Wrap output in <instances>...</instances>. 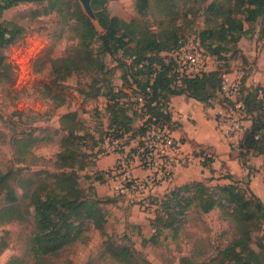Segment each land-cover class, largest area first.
<instances>
[{
	"label": "trees",
	"instance_id": "obj_1",
	"mask_svg": "<svg viewBox=\"0 0 264 264\" xmlns=\"http://www.w3.org/2000/svg\"><path fill=\"white\" fill-rule=\"evenodd\" d=\"M107 1L109 0H92L91 3L95 19L101 28L98 31L77 0H0V17L3 11L19 3L37 2L42 4V8L32 9L31 17L55 11L72 33L75 43L67 49L64 56L52 58L43 53L33 60L32 65L36 71H41V66H37L40 60L43 59V64H48V80L42 84L45 97L59 105L63 104L65 98L60 89L62 81L72 75H80L91 78L88 93L90 99L98 96L105 98L102 108L105 121L101 122V136H97L98 141L93 143V149L99 148L92 153L91 162H84L79 158L80 150L75 142L79 138L75 113L61 115L60 124L66 135L55 161L60 171L51 174V181L40 182L28 191L32 212H21L15 204L17 196L13 186L6 180V174L0 172V190L4 189L8 201L4 208L5 220L23 221L31 218L34 233L29 249L36 258L56 254L66 244L79 239L86 224L93 225L104 233L105 211L101 208L103 200L113 197L124 200L126 195L124 192L103 196L96 193L95 182L103 183L111 177L108 169H93L98 152L103 151L106 143L112 145L116 140L118 150L123 151L124 145L135 141L132 150L135 152L137 146L143 145V139L152 128L167 126L174 130L177 124L172 120L169 109L171 97L185 95L211 105L217 92L223 96L222 74L230 72L220 71L216 67L190 76L179 70L171 53L188 40L185 39V34H178L174 23L178 17L176 0H134V8L140 18L128 21L110 15L105 7ZM153 7L157 9L159 16L157 31L151 30L143 19ZM204 12L205 22L210 26L199 32L201 36L198 35V41L206 48V55L217 57L221 49L227 50V44H235L242 36L250 33L251 28L243 26L242 17L250 22L264 17V0H225V4L211 0ZM21 30V26L15 22L0 21V46L14 43ZM207 36L211 42L206 46L204 39ZM215 41L220 44L213 46ZM95 42L98 43L96 51L93 48ZM129 42L132 43L131 46H128ZM118 49H122L125 60L118 62L121 67V83L115 85L106 78L108 68L103 56L113 55ZM16 73V67L0 52V83L9 81L12 84ZM243 81L242 77L236 101L241 102L242 117L249 120L250 124L243 129L238 143V160L250 173L253 170L248 163L250 158L264 156V87H247L242 92ZM103 83L107 84L105 90ZM223 98L226 102L224 105L230 111L234 110V103L224 96ZM136 120L140 121L137 126ZM20 141L19 138L15 139L16 143ZM191 146V154L203 157L201 164L211 170L213 155L202 146ZM79 169L88 170L86 177L92 181L88 193L80 185L77 174ZM224 177L231 182L209 185L212 178L192 180L167 188L161 194H149L147 203L151 212L150 219L162 221L164 226L177 230L190 207L201 213L216 207L225 208L236 222L237 233L219 252L214 264H264V229L256 238L258 251L250 246L252 233L261 229L259 223L264 220V203L250 190L249 197H246L239 186L242 182L232 180L230 174H224ZM160 212L162 216H159ZM4 246L5 243H0V250ZM112 255L123 260L128 255V250L124 247L112 249Z\"/></svg>",
	"mask_w": 264,
	"mask_h": 264
},
{
	"label": "rangeland",
	"instance_id": "obj_2",
	"mask_svg": "<svg viewBox=\"0 0 264 264\" xmlns=\"http://www.w3.org/2000/svg\"><path fill=\"white\" fill-rule=\"evenodd\" d=\"M210 1L176 0L178 17L174 23L178 34H185V39L192 42L199 39V32L210 26L205 22L204 12ZM216 1L225 4V0ZM105 7L110 15L127 21L140 18L134 8V0H109ZM35 8L41 9L42 4L19 3L3 11L0 17V21H12L22 28L14 43L0 46V52L16 67L17 72L12 84L9 81L0 83V172L6 174V180L13 186L17 196L15 204L21 212H32L28 191L40 182L51 181V174L60 171L55 161L66 135L60 124L61 115L75 113V121L78 122L76 132L79 136L75 142L80 150L79 158L84 162H91L92 153L98 150L99 147L93 149L92 146L98 141L97 136H101V122L105 121L102 110L105 98H89V76L72 75L62 81L60 89L65 98L63 104L59 105L43 95L42 84L48 80V64L40 60L37 66H41V71H36L32 65L33 60L43 53H46V57H62L75 40L57 12L31 17L30 11ZM157 12L153 7L143 17L153 31L159 29ZM242 21L245 28H251L250 33L242 36L235 44H227V50L221 49L217 57L210 55L203 64L207 69L217 67L220 71L229 70L239 74L244 80L241 87L244 92L247 87H264V17H258L254 22L242 17ZM204 42L207 46L211 40L207 36ZM216 44H220L219 41H215L213 46ZM97 45V42L93 44L94 51ZM131 45L129 42L128 46ZM202 48L206 50L204 46ZM120 60H125L122 49L113 55L103 56L108 68L106 78L115 85L121 83ZM106 85H103V90ZM213 101L223 103L222 106L226 103L220 92L216 93ZM228 108L226 106V112H230ZM224 133L232 148L236 144L238 146L236 140L239 131L231 139L227 137V132ZM16 138L21 141L16 143ZM153 142L161 143L160 140ZM133 148L134 143L122 149L126 156L124 170L119 169L117 161L106 165L111 176L105 186L106 191H119L118 186L124 174L138 181L152 176V184L129 187L124 200L116 197L103 200L104 233L86 224L79 239L66 244L53 255L43 258L32 255L29 248L34 233L33 222L31 218L23 221L5 220L4 208L8 201L4 189L0 190V243H5L0 250V264H214L219 252L237 233L236 222L229 216L227 209L216 207L201 213L190 207L179 228L173 230L164 226L162 221L150 219L151 212L147 203L149 194L168 184L175 174L193 166L196 161L201 165L200 159L181 149L175 140L174 145L167 149L156 150L148 168L134 159ZM106 152L107 148L104 147L98 153L104 155ZM134 160H137L138 167ZM250 167H253L252 164ZM87 172V169L77 170L80 185L86 193L92 183L86 177ZM251 173L253 170L248 174H236L238 177L243 176L239 186L246 197H249L250 190L264 203V162L257 176L250 177ZM209 183L214 185L216 181ZM159 216H162L161 212ZM259 224L261 229L252 233L250 241L251 248L256 251L259 249L256 238L264 229V220ZM120 247L128 250L123 260L112 255V249Z\"/></svg>",
	"mask_w": 264,
	"mask_h": 264
},
{
	"label": "crops",
	"instance_id": "obj_3",
	"mask_svg": "<svg viewBox=\"0 0 264 264\" xmlns=\"http://www.w3.org/2000/svg\"><path fill=\"white\" fill-rule=\"evenodd\" d=\"M225 108L226 105L222 106L215 102L211 105H205L204 103L185 95H175L171 97L169 109L172 120L177 124V127L172 130V136L177 141V144L180 145L181 149L186 150L187 152L191 153L192 144L204 147L210 154L213 155V161L211 162L212 171L206 166L202 164L200 165L199 162L196 161L193 166L178 172L175 174L172 181L164 186H161L158 190H155L151 194H161L167 188L174 185H181L192 180H206V177L212 178L210 182L216 181L218 183H230L231 180L224 177V174L227 173L231 175L232 180L241 182L240 180L243 176L238 177L236 174H248V168L242 166L238 160L239 149L237 144L236 147L232 148L230 141H228L225 136L224 132L226 130L225 122L227 121V115H230L232 112L229 108L227 110L230 112H226ZM139 123V120L135 121L136 126ZM249 124L250 121L245 119L243 129L247 128ZM242 132L243 130L238 135L236 143H239L242 137ZM112 143V145L107 143L105 144L107 152L104 155L98 154V158L95 160L93 169L107 170L106 167L108 165H111L120 157L125 155L124 152L118 150L119 146L116 145V140ZM133 143L135 146V141L130 145ZM126 146L127 145H124L123 148ZM263 162V155H256L250 158L248 163L252 164L254 170L250 177L258 175ZM134 163L136 166L138 165L137 160H134ZM108 181L103 183L95 182V190L99 196L117 194L116 192L106 191L105 186Z\"/></svg>",
	"mask_w": 264,
	"mask_h": 264
},
{
	"label": "built area",
	"instance_id": "obj_4",
	"mask_svg": "<svg viewBox=\"0 0 264 264\" xmlns=\"http://www.w3.org/2000/svg\"><path fill=\"white\" fill-rule=\"evenodd\" d=\"M171 55L176 59L179 70L187 75L194 76L199 74L202 71L210 70L212 68H206L203 64V61L206 58H209L208 55L204 52L200 42L198 40H188L183 46L178 50H175ZM241 76L236 73L227 72L222 74L221 79V92L224 97L231 100L234 103V110L228 115L226 124L227 137L229 139L233 138L237 132H241L244 127V120L241 114L242 104L239 101H236V98L239 94V89L241 85ZM228 130V131H227ZM154 140H160L161 143H155ZM149 141V142H148ZM174 137L172 136V130L167 126L164 127H155L148 133L147 137L143 139V145L137 146L136 151L134 152V158L140 161L142 166H147L149 168L150 160L155 156L157 149L165 150L170 145H174ZM122 156L117 160V166L119 169L124 170L125 161ZM195 157V156H194ZM200 159V162L203 161V157H196ZM153 182L152 176H147L144 178V181H138L136 178H132L124 174L119 183V192L127 193L129 187H135L136 185H150Z\"/></svg>",
	"mask_w": 264,
	"mask_h": 264
},
{
	"label": "water",
	"instance_id": "obj_5",
	"mask_svg": "<svg viewBox=\"0 0 264 264\" xmlns=\"http://www.w3.org/2000/svg\"><path fill=\"white\" fill-rule=\"evenodd\" d=\"M84 12V14L94 23L98 31H101V28L98 25V22L95 19V13L92 8V0H77Z\"/></svg>",
	"mask_w": 264,
	"mask_h": 264
}]
</instances>
